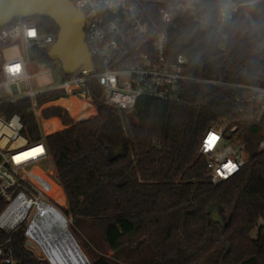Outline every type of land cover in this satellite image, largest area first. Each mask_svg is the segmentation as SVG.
<instances>
[{"label": "trees", "instance_id": "obj_1", "mask_svg": "<svg viewBox=\"0 0 264 264\" xmlns=\"http://www.w3.org/2000/svg\"><path fill=\"white\" fill-rule=\"evenodd\" d=\"M205 1L206 24L190 14L172 24L156 16L170 32L173 53L186 55L189 73L204 80L183 83L182 99L141 98L129 112L108 103L95 87L97 113L82 122L58 107L44 110L46 118L59 117L66 126L44 137L51 170L64 190L60 208L82 218L94 243L104 242L112 251L96 254L90 264H264V151L258 150L264 117L246 118L257 106L249 87H264V0H236L247 3L226 29L225 50L208 28L220 9L212 2L220 0ZM30 19L57 38L54 21ZM49 49L34 51L49 59ZM31 106L28 98L5 103L0 114L19 113L23 134L37 141L42 131ZM222 122L228 132L237 127L249 161L233 177L214 184L200 147L206 132ZM45 126L47 133L61 127L58 118ZM214 203L225 211L224 225L210 221ZM6 205L0 198V214ZM25 228L0 229V243L17 264H51L27 247Z\"/></svg>", "mask_w": 264, "mask_h": 264}, {"label": "built area", "instance_id": "obj_2", "mask_svg": "<svg viewBox=\"0 0 264 264\" xmlns=\"http://www.w3.org/2000/svg\"><path fill=\"white\" fill-rule=\"evenodd\" d=\"M72 1L85 16L86 43L93 60L91 71L80 66L74 73L66 74L53 64V60L39 58L34 50L51 47L56 39L40 31L30 18L15 19L0 28V106L30 99V111L42 131L41 140L31 141L23 134L24 123L19 113L9 118L0 114V198L7 203L0 214V229L13 232L25 226L26 245L32 250H42L38 230L49 228L51 221L62 222L74 237L69 217L60 208L59 200L64 196V190L49 168L51 155L44 140L46 121L60 118L48 119L44 110L61 108L79 123L97 113L92 88L99 87L108 103L132 112L141 98L176 102L182 99L183 83L204 81L189 73L190 60L186 55L173 53L170 32L159 26L156 16L160 15L164 23L172 24L182 15L190 14L196 22L206 24L205 0ZM246 3L236 0L212 2V6L220 9L208 28L219 36L223 50L228 40L226 29ZM10 46H19L24 53L7 59L4 51ZM48 65L59 71L62 81L35 90L31 79L49 72ZM53 91L57 92L54 97L38 102V96ZM249 92L250 100L256 101L257 106L246 118L253 122L264 117V87H249ZM236 131L234 126L228 132L227 122H222L210 128L203 137L200 152L208 158L214 184L233 177L249 161V151ZM211 134L218 139L210 150H206V140ZM37 147H43L44 151L36 158L20 162L14 159ZM258 150L264 151V136ZM229 163L235 165L231 173L225 167ZM48 260L55 264L51 258ZM0 261L17 264L4 243H0Z\"/></svg>", "mask_w": 264, "mask_h": 264}, {"label": "water", "instance_id": "obj_3", "mask_svg": "<svg viewBox=\"0 0 264 264\" xmlns=\"http://www.w3.org/2000/svg\"><path fill=\"white\" fill-rule=\"evenodd\" d=\"M48 18L54 21L59 32L47 55L56 61L66 74L80 66L91 71L93 60L86 43L85 16L72 0H0V28L15 19ZM210 221L225 224L222 207L214 203L209 209Z\"/></svg>", "mask_w": 264, "mask_h": 264}, {"label": "rangeland", "instance_id": "obj_4", "mask_svg": "<svg viewBox=\"0 0 264 264\" xmlns=\"http://www.w3.org/2000/svg\"><path fill=\"white\" fill-rule=\"evenodd\" d=\"M4 52H5L4 53L5 57L7 59L18 57L24 53L22 48H20L19 46H10L6 48ZM53 64H56V61H54ZM47 68L50 69L49 72L36 75L31 79L30 83H32L33 88L35 90L43 89V88L49 87L50 85H56L62 81L61 74L53 65H48ZM95 113H96V110L94 114ZM59 121H60L61 127L56 131L47 133L46 126H45V135L53 134L57 131L63 130L66 127V126H63L61 119H59ZM51 167H53L52 163L49 168ZM62 203L63 204L65 203L64 196L59 200V204H62ZM65 207H66V204H65ZM62 211L64 212L63 209ZM222 214L223 215L225 214V211L223 208H222ZM67 216L69 217V220H70V225H69L70 231L74 234L77 240L76 239L74 240L73 237L71 236L74 242V244H71L69 240H66L63 237H61L58 244H55V248H53V251L51 252V250L50 249L47 250L46 249L47 247H44L42 242L38 239V241L40 242L43 248L42 250L33 249V251L36 253L37 256L41 258H47V259L49 257L53 260V262L56 261L58 264H70V263H73L74 260L79 259L80 256L82 255L83 258H85L84 264H87L88 259L89 261L90 260L93 261L94 260L93 257H95L96 254L107 253L108 255H112V251L105 245L104 242H99L98 243L99 245L94 243L93 239L91 238V234H93V231L90 229L89 224L87 223L83 224L82 218L80 217H77L76 219H74L73 215H67ZM74 246H77V249L78 248L79 249L71 253V251L74 249ZM65 253L68 254V258L67 260H65L66 262L63 261ZM83 258H80V259H83Z\"/></svg>", "mask_w": 264, "mask_h": 264}, {"label": "bare ground", "instance_id": "obj_5", "mask_svg": "<svg viewBox=\"0 0 264 264\" xmlns=\"http://www.w3.org/2000/svg\"><path fill=\"white\" fill-rule=\"evenodd\" d=\"M69 233L70 232H68L66 230V227L64 226V224L62 222L51 221V226L49 228H47V229L41 228L38 230V239L42 242L44 247H47L46 248L47 250L50 249L52 252L53 248H55V244H58L61 237H63L66 240H69V242L71 244H74L73 239L75 240V238L72 235H70ZM71 236L73 237V239ZM40 246H41V248H43L42 245H40ZM78 249H77V246H74V249L71 251V253H73V251L78 250ZM67 258H68V254L65 253L63 261L67 260ZM80 258H83V256L81 255ZM80 258L77 260H74V262L70 263V264H84L85 258H83V259H80ZM54 263L58 264L56 261Z\"/></svg>", "mask_w": 264, "mask_h": 264}, {"label": "snow or ice", "instance_id": "obj_6", "mask_svg": "<svg viewBox=\"0 0 264 264\" xmlns=\"http://www.w3.org/2000/svg\"><path fill=\"white\" fill-rule=\"evenodd\" d=\"M217 139L218 138L215 136V134H211L209 136V138L206 140V150H210L214 146L215 141ZM43 151H44L43 147H37V148L31 149L28 152H24V153L16 156L14 159L17 162H20L22 160L34 159L37 156H39L40 154H42ZM225 167H226V170H227L228 173H231L232 171L235 170V165H233L231 163H229ZM222 175H223V173H222Z\"/></svg>", "mask_w": 264, "mask_h": 264}]
</instances>
